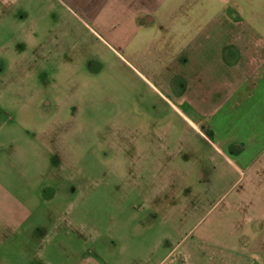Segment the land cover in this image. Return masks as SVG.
Returning a JSON list of instances; mask_svg holds the SVG:
<instances>
[{
  "label": "rangeland",
  "instance_id": "1",
  "mask_svg": "<svg viewBox=\"0 0 264 264\" xmlns=\"http://www.w3.org/2000/svg\"><path fill=\"white\" fill-rule=\"evenodd\" d=\"M22 3L5 28L16 48L0 57V264H170L197 239L214 253L199 264H228V251L264 264V161L241 172L209 160L143 65L63 2Z\"/></svg>",
  "mask_w": 264,
  "mask_h": 264
},
{
  "label": "crops",
  "instance_id": "2",
  "mask_svg": "<svg viewBox=\"0 0 264 264\" xmlns=\"http://www.w3.org/2000/svg\"><path fill=\"white\" fill-rule=\"evenodd\" d=\"M19 1L18 5V0H0V7L6 6L0 8L5 18L4 24L0 22V52L4 50L0 57L5 60V50L18 43L13 31L5 28L7 19L13 21L19 10L23 17ZM58 1L84 25L93 24L97 37L119 55L118 50L126 51L133 60L130 64L144 66L145 74L137 67L136 72L151 81L173 110L207 141L212 150L209 160L222 157L229 171L235 162L241 172L254 170L264 161V0ZM22 57L21 51L19 56L16 52V66L22 64ZM166 173L183 177L185 172ZM153 175L157 177L156 172ZM163 187L166 192L173 186ZM243 204L247 203L229 207L242 209ZM175 221L161 222L166 227ZM174 235L160 233L146 263ZM212 252L201 249L198 239L192 240L170 264H199L200 258L211 260ZM227 254L226 263L243 264V254Z\"/></svg>",
  "mask_w": 264,
  "mask_h": 264
}]
</instances>
